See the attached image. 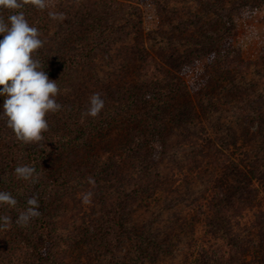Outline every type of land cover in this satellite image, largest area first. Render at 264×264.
Returning <instances> with one entry per match:
<instances>
[{
  "label": "rangeland",
  "instance_id": "rangeland-1",
  "mask_svg": "<svg viewBox=\"0 0 264 264\" xmlns=\"http://www.w3.org/2000/svg\"><path fill=\"white\" fill-rule=\"evenodd\" d=\"M177 2L169 3L166 8L177 19L188 20L189 14L202 17L203 12L195 2L183 0ZM97 3H103L105 6L103 8L111 15L116 12L117 15H122V8L127 12L128 6L134 8L136 12L140 11L142 26L138 25L134 30L127 27L125 38L127 46L124 44L108 54L96 52L89 56L90 61L93 59L95 61L93 69L86 67L75 69L76 79L72 82L73 88L68 92L76 94L78 103L81 102L80 97L89 100L94 93L104 97L111 89L120 88L123 84H125L123 86L134 82L144 84L143 80L148 76V72L144 69L146 65H140L142 59L139 58V55L144 53L148 55L145 61L150 60L154 73L162 72V62L165 61L167 73L163 75L165 78L173 76L171 64H174V61L166 58L184 51L185 41L187 38L197 37L198 29L202 28L200 33L205 36L206 28L211 27L208 25L210 21L206 19L195 27H189L190 20L188 22L185 20L183 36L167 30L162 34V26L159 28L160 23L162 24V5L156 7L152 2L141 4L138 0H59L58 5L67 13L68 23H82L80 24L82 29L77 31L82 37L88 33L85 25L91 24V17L101 8L97 6L95 10ZM256 4L258 5L257 2ZM261 6L251 16H234L232 39L237 61L232 62L231 66L216 70L220 81L223 76L231 77L232 74L246 73L251 84L258 80H261V85L264 84V80L261 79L264 76V8ZM125 19L133 18L124 17L117 21L115 19L114 24L124 26ZM74 28H77V25ZM98 31L99 29L95 33ZM106 32L109 34L110 31ZM171 37L174 39L170 40ZM94 39L96 42L101 40L100 37H93L92 40ZM50 44L47 45L48 53L52 54ZM67 46L70 47L71 43ZM59 54H56V57L62 58V54ZM203 65L204 63L199 65L197 70H202ZM259 71L262 72V76L259 75ZM184 78L189 81L192 75H186ZM144 85L139 96L153 93L152 85ZM257 88L247 87L242 95L251 96V92ZM206 90L191 93V101ZM208 90L215 91L210 88ZM258 90L262 92L261 88ZM223 95L228 96L224 92ZM255 97L256 94H253L252 98ZM228 98L233 100L232 107L236 108V104H240L237 97ZM71 99L69 101H75ZM258 109H262L264 114V102L255 110L259 113ZM247 110L248 108L241 110L240 115L251 112ZM73 112L75 119L81 118L80 109L76 108ZM258 113L248 114L238 120L237 114L225 112L203 120L202 123H196L190 128L176 127L175 130L167 132L168 142L163 162L162 139L161 143L158 139L152 142L151 146L155 150L154 159L159 157V160L155 172L151 174L142 172L143 163L131 157L130 152L124 149L127 144L121 140L126 126L129 125L132 129L137 127L138 124L134 125V122H131L133 118L120 119L119 123L112 125L113 129L110 126L101 129L102 131L97 130V133L86 138L88 145L82 144V140H79L77 145H84L80 147L83 152L106 155V158L118 156L119 165L110 178H104L100 182L93 178L96 182L94 186L88 183L89 178L85 179L87 183L83 181L80 184L82 188L76 190L73 188L74 190L68 192L52 186L53 191L46 197V201L52 205L49 209L50 231L55 240L52 264H211L209 260L214 256L218 257L221 263L223 260L220 258L227 256L232 264H261L260 251L256 252L249 246L250 243L259 245L264 238V179L260 181L252 177L251 173L255 166L252 157L257 153L256 141L258 143L261 137L264 138V115ZM63 115V112L54 113L52 125H61L65 122L66 118ZM240 124L242 127H236ZM226 128H234L235 131L237 128V134L234 133L239 137L237 142H230L235 137L232 138ZM143 129L144 125L141 130ZM68 136L74 138V130ZM187 136H191L192 142L184 140ZM219 139L228 142L229 145L225 148L220 146L219 149ZM71 150L73 148L68 151ZM226 157L246 171L247 180L259 194L253 207L244 211L242 207L241 216L236 219L217 218L215 209L213 210L214 193L212 191L207 193L211 181L218 185L220 190L226 188L220 181L228 161ZM70 161L71 159L68 160ZM73 161L74 159L71 162ZM138 165L142 166L139 168ZM10 177L11 181L15 182L14 193L18 205H23L27 201L29 182L18 180L14 174ZM50 180L48 178L46 182L50 183ZM68 184L72 185L73 182L68 181ZM86 192L93 193L88 204L82 202V196ZM195 197L200 198L199 204L194 202ZM212 222H218L224 227L230 224L232 228L230 231L228 229L227 233L215 232L214 228L212 230L207 227ZM236 222L239 224L236 225ZM32 231L33 227H30L28 233ZM229 236L233 237L234 244H238L236 247L231 248L229 245ZM11 246L13 250L10 251L11 254L0 251V264H32V261L27 260L24 245Z\"/></svg>",
  "mask_w": 264,
  "mask_h": 264
},
{
  "label": "trees",
  "instance_id": "trees-1",
  "mask_svg": "<svg viewBox=\"0 0 264 264\" xmlns=\"http://www.w3.org/2000/svg\"><path fill=\"white\" fill-rule=\"evenodd\" d=\"M138 1L141 4L152 2L156 7L162 5V24L160 23L159 27L161 28L162 26V34H165L164 31L167 30L168 32L180 33L183 36L186 28L184 21L187 19H177L171 11L166 10L169 3L174 2L177 4L178 0ZM183 1L195 2L203 12L200 18L196 14H189L188 20L190 21H186L190 23L189 27H195L203 19L210 21L208 25L211 27L208 26L206 28L204 24V28L207 29L206 35L202 36L200 33L202 28L198 29L197 37L187 38L185 41L184 45L186 47L184 51L174 53L166 58V60L174 61V64H171L174 74L171 73L173 76L171 75L168 78L163 75V73H167L165 61L162 62V72L159 71L156 74L150 65V60L145 61L148 55L145 53L139 55V58L142 59L140 65H146L144 69L148 72V76H145L143 83L152 85L153 93L139 96L142 88H144L143 86H145L142 82L140 85L134 82V84L128 86H123L125 85L123 84L120 88L115 87L102 97L105 100L103 110L96 117H91L85 115L88 100L80 97L81 102L78 103L76 94L68 92L73 88L72 82L76 79L75 69L85 67L93 69L95 61L94 59L90 61L89 56H93L96 52L108 54L111 50L124 44L127 46L128 42L126 44L125 40L127 27L134 30L136 26H142L140 11L136 12L134 8L128 6V13L122 8V15H117L118 12L111 15L105 11L103 3H97L96 8L94 7L95 10L98 8L97 6H101V8L91 17V24L85 25L88 30L87 36L81 37L77 31L82 29L80 25L82 23H68L67 13L64 8L58 5L59 0H49L51 4L49 10L63 13L65 17L63 21L52 20L48 16V11L38 10L28 3L27 0H20L23 5L21 10L24 11L29 23L35 25L41 33V39L44 41L43 47L35 53V56H38L45 63L44 71L48 74L49 79L57 81L60 92L56 100L62 105L61 110L57 112H63L66 120L61 125H52L51 119L54 118V113L48 114L46 119L49 127L43 133L44 140L38 144H25L16 139L12 130L7 126L6 119L0 117V189L10 191L15 196V182L10 179L14 168L20 164L34 166L38 173V180L34 184L28 183L27 199L33 195L37 196L41 212L38 218L33 219L27 226H23L17 224L16 220L26 206V202L23 205L20 204L21 207L17 204L15 209L0 208V215H9L13 221L10 226L0 228V251L11 254L10 251H13L11 245H24L25 251L27 250V260L32 261V264L53 263L51 257L55 248V240L52 238L49 225L51 220L49 218V209L52 205L46 201L48 193L53 191L52 186L55 185V189L57 187V190L61 189L66 192L76 190V188H82L80 184L83 181L85 182L86 178H96L99 182L104 178H110L112 172L119 165L117 163L118 156L114 157L113 155L111 158H106V155L99 156L96 153L83 152L80 148L84 146L82 144H89L86 143V138L93 133H97V130L100 131L105 127H112V125L119 123L120 119L133 118L131 122H134V125L138 124L137 127L135 126L132 129L129 125L126 126V131L122 133L121 140L124 141V144H127L124 149L128 153L130 152L131 157L143 163L144 169L142 172L151 174L155 172L159 160V157L154 159L155 150L151 146L152 142L158 139L161 143L162 139L163 162L168 142L167 132L175 130L176 127L190 128L196 123H202L203 120H208L214 115H221L225 112L237 114L239 116L238 120L248 114L258 113L255 110L264 102V84L261 85V80L254 81L251 84L247 80L245 73L237 74L239 76L234 74L231 77L223 76L220 81L216 70L221 67L231 66L233 65L232 62L235 63L237 61L232 39L235 25L234 16H251L260 5L264 8V0ZM107 9L109 10V8ZM0 15L6 16L7 13L0 12ZM124 17L133 19H125L124 26L114 24L118 19L122 20ZM192 22L195 24H192ZM76 25L77 28H74ZM97 29L99 31L96 34L95 31ZM106 31H110L109 34ZM93 37H100L101 40L96 42L95 39L92 40ZM2 38L0 36V39ZM172 39L174 38L171 37L170 40ZM70 43L71 46H67ZM48 44L52 45V54L48 53ZM56 54H62L63 57H56ZM203 63V69L198 71L199 65ZM186 75H192V78L187 81L184 78ZM259 75L262 76L261 71H259ZM261 79L264 80V76ZM253 86L261 88L262 92L257 88L251 92V96L244 97L242 93H244L246 88H253ZM209 88L210 90L215 89V91H209ZM203 90H206V92L191 101V93H199ZM223 92L228 94V96H224ZM253 94H256L254 99L252 98ZM71 97L74 98L71 99ZM228 97H237L240 104H236V108L232 107L233 103L231 102L233 100ZM69 99L75 101H69ZM181 99L183 103H181ZM2 103L3 101L0 99V104ZM76 108L80 109L81 118L79 119L74 118L73 111ZM244 108H248L247 111L251 112L240 115L241 110ZM258 110L259 113H262V109ZM71 121L74 122L72 123ZM143 125L145 129L141 130ZM169 126H172V128H169ZM237 126L242 127L241 124ZM226 129L230 131L232 138L235 137L230 142H237L239 137L234 134H237V128L236 131L234 128ZM73 130L74 138L68 136L73 133ZM79 140H82L80 146L77 145ZM184 140L188 143L192 142L191 136L185 137ZM218 143L219 149L220 146L225 148L229 145L227 144L228 142L222 140ZM231 143L230 145H232ZM232 146L235 147L236 145ZM256 147L257 153H254L252 157L255 166L251 169V173L252 177L262 181L264 179L263 137L258 143L256 141ZM71 148L73 150L68 151ZM228 157H226L227 160ZM222 158L225 159V157ZM70 159L71 161L74 159V161L68 162ZM145 159L146 162L144 163ZM87 162L88 164H86ZM142 165H138L139 168ZM224 169L225 172L220 181L226 185V188L220 190L217 187L218 185L211 181V187H207V193L211 191L214 193L212 199H214L215 206H212L213 210L215 209L214 213H216L217 218L232 219L234 217L236 219L241 216L242 207H244L243 211L250 210L253 207L259 194L258 190L247 180L246 171L242 170L233 160L229 159ZM163 171L164 169L162 168V183L164 182ZM48 178L51 179L50 183L46 182ZM68 181H72L73 184H68ZM199 199L195 197L194 202L199 204ZM238 224L236 222V225ZM229 225L227 224L224 227L218 222H212L207 227L212 230L214 228L215 232L227 233V230L229 229L230 231L232 228ZM30 227H33V231L28 233ZM234 242L233 237L229 236L231 248L238 245L234 244ZM249 246L256 252L260 251L259 263L264 264V238L259 245L250 243ZM163 249L164 247H162V251ZM220 259L223 260L222 263L215 256L209 261L212 262L211 264H232V261L227 256ZM228 259L230 262H228Z\"/></svg>",
  "mask_w": 264,
  "mask_h": 264
},
{
  "label": "clouds",
  "instance_id": "clouds-1",
  "mask_svg": "<svg viewBox=\"0 0 264 264\" xmlns=\"http://www.w3.org/2000/svg\"><path fill=\"white\" fill-rule=\"evenodd\" d=\"M34 8L48 11L52 20L63 21L64 14L49 10V0H27ZM20 0H0V117L6 119L7 126L17 140L39 143L44 140L48 130L46 116L61 110L62 105L56 100L60 92L57 81L49 79L44 71L45 63L36 58L35 53L43 47L44 41L38 28L30 24ZM105 100L99 93H94L88 100L86 116L96 117L104 108ZM18 180L36 183L38 173L30 164H20L14 168ZM90 185L95 180L88 179ZM92 192L82 196V202H91ZM18 200L12 192L0 189V208L15 209ZM39 199L33 195L26 201V206L17 217L16 223L27 226L41 215ZM12 218L0 215V228L10 226Z\"/></svg>",
  "mask_w": 264,
  "mask_h": 264
}]
</instances>
